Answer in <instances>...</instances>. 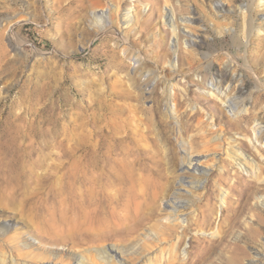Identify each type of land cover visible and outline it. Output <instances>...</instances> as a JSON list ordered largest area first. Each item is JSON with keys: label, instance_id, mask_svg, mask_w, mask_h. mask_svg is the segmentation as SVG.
<instances>
[{"label": "rangeland", "instance_id": "374dc122", "mask_svg": "<svg viewBox=\"0 0 264 264\" xmlns=\"http://www.w3.org/2000/svg\"><path fill=\"white\" fill-rule=\"evenodd\" d=\"M260 36L264 40V0H0V225L9 227V236L26 240L29 252L30 243L37 247L39 240L27 226L30 213L18 208L30 198V188L14 186L11 178L36 171L59 179V186L75 184L80 131L85 128L87 135L97 121L103 126L109 122L111 84L129 73L142 81L149 77L139 85L142 106L152 105L148 92L157 86L158 95L165 97L162 111L176 126L172 96L178 92L188 110L209 124L212 142L225 139L226 146L191 156L200 160L198 168L211 173L209 180L183 164L174 170L179 175L176 195L168 200L186 202L178 214L171 208L182 228L174 239L153 244L140 263L109 253L124 264H167V248L185 229L182 248L170 264H264ZM111 48L118 50L116 58ZM255 53L261 54L257 61ZM231 103L235 108L230 111ZM181 177L185 184L201 186H180ZM231 186L238 193L226 202ZM233 201L237 205L229 222L220 223ZM159 204L167 203L162 199ZM202 216L211 224L200 228L196 221ZM191 239L198 246L194 250ZM21 259L30 263L29 255Z\"/></svg>", "mask_w": 264, "mask_h": 264}, {"label": "bare ground", "instance_id": "6f19581e", "mask_svg": "<svg viewBox=\"0 0 264 264\" xmlns=\"http://www.w3.org/2000/svg\"><path fill=\"white\" fill-rule=\"evenodd\" d=\"M66 8L61 7L63 10ZM262 43L264 40L260 36L256 40L257 53H261ZM110 52L115 58L118 55L116 48H111ZM257 55L255 53L253 57ZM118 69L121 71L122 67ZM141 82L148 83L149 77L142 81L129 73L116 76L107 94L110 102L109 122L103 126L97 121L87 135L85 128L81 129L80 154L77 158L79 172L73 178L75 184L66 182L59 186V179L54 180L46 172L14 173L15 177L11 178L10 183L24 189L30 188V198L27 196L19 207H15L30 213V224L27 226H30L31 237H37L39 241L35 248H31L30 243L29 252L26 240L9 236V227L0 225V264H22L21 260L24 259L21 257L27 255L30 256V263L26 264H58L57 261L65 264H124L109 250L127 257L131 262L140 263V256L149 252L153 244L168 243L175 238L181 227L179 218L171 212V208H177L178 214L186 209V202L181 199L168 200L173 194L176 195L173 189L179 175L174 170L183 164L191 171L208 176L209 180L211 173L198 168L200 160L191 159V156L206 148L225 147L226 141L212 142L214 133L209 124L197 119L196 112L188 110L186 99L180 98L178 92L172 96L173 112L178 116L176 126L162 111L165 97L158 95L156 85L153 84L156 87L153 86L148 92L152 105L142 106L138 97L141 95ZM125 85L128 87L125 88ZM237 92L240 94L241 88ZM234 108L235 105L231 103L230 111ZM175 133L176 139H173ZM180 143L185 155L180 152ZM224 151L227 153L228 149ZM226 173L219 174V182L224 180ZM198 183L189 181L185 184L182 177L179 180V185L183 187L191 185L199 188L201 185ZM236 192L237 189L231 186L226 202ZM162 199L167 203L164 207L159 204ZM235 203L228 204L224 210L226 215L220 219V223L229 222L230 213L236 210ZM4 205L11 209L8 204ZM201 218L196 221L198 227L211 224L207 217ZM147 231L154 234V238L148 237ZM186 231L182 230L177 241L167 248V264L182 248ZM191 242L194 243L192 250L198 247L195 239H191ZM110 244L111 247H108ZM58 245L66 250L63 252L53 248ZM143 264L153 263L147 260Z\"/></svg>", "mask_w": 264, "mask_h": 264}]
</instances>
